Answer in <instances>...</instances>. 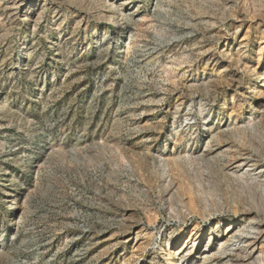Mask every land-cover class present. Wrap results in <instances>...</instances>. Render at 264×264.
<instances>
[{"label": "rangeland", "instance_id": "obj_1", "mask_svg": "<svg viewBox=\"0 0 264 264\" xmlns=\"http://www.w3.org/2000/svg\"><path fill=\"white\" fill-rule=\"evenodd\" d=\"M90 1H0V264H264V0Z\"/></svg>", "mask_w": 264, "mask_h": 264}, {"label": "bare ground", "instance_id": "obj_2", "mask_svg": "<svg viewBox=\"0 0 264 264\" xmlns=\"http://www.w3.org/2000/svg\"><path fill=\"white\" fill-rule=\"evenodd\" d=\"M1 1V0H0ZM83 1V0H82ZM95 3H99L100 1H102V0H93ZM87 2H88V5L89 6H91L92 4H93V2L92 1H88L87 0ZM158 2H159V0H156V4L154 5L155 7H154V9H158L157 8V5H158ZM125 2H122V3H119L118 5H115V7H116V9H118L119 8V6L121 5V4H124ZM137 10V9H136ZM135 10V11H136ZM156 11V10H155ZM99 13H102V11H99ZM155 13V12H154ZM133 14V12H130V13H127V16H126V18H125V23L127 22L128 24H131V16L130 15H132ZM35 20H37V19H34V21ZM115 23H117L118 25H120L121 24V22H118V20L117 21H115ZM152 49V48H151ZM239 59H237V61H238ZM246 212V211H245ZM232 219L228 222V225H227V228H226V235L227 234H229L228 235V237L224 240V242H221L220 243V245H222V246H224V245H226V243L228 242V241H230V240H233V242H246V241H248V239H250V235H255V238L256 237H259V236H263L264 235V233H263V229H260V226L258 225V226H251L250 228H248V229H246V231L245 230H237V231H235V232H233V228H234V225H231L232 224ZM254 230L256 231V232H254ZM234 239H236V240H234ZM185 245V244H184ZM244 249H246L245 247H243ZM251 252H252V250H249L248 252H246L245 253V256L244 257H247L248 259H249V257H251ZM181 253V251L180 250H177L176 252H175V254H180ZM243 260V259H242ZM240 261V260H239ZM255 263V261L253 260L252 262H250V263H246V264H254ZM234 264H238V262H236V263H234Z\"/></svg>", "mask_w": 264, "mask_h": 264}]
</instances>
